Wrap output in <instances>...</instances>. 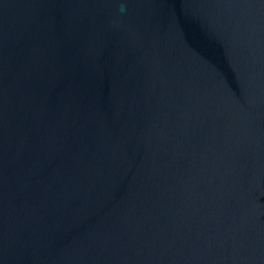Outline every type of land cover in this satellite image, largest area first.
<instances>
[{"label":"water","instance_id":"water-1","mask_svg":"<svg viewBox=\"0 0 264 264\" xmlns=\"http://www.w3.org/2000/svg\"><path fill=\"white\" fill-rule=\"evenodd\" d=\"M0 264H264V0H0Z\"/></svg>","mask_w":264,"mask_h":264},{"label":"clouds","instance_id":"clouds-1","mask_svg":"<svg viewBox=\"0 0 264 264\" xmlns=\"http://www.w3.org/2000/svg\"><path fill=\"white\" fill-rule=\"evenodd\" d=\"M122 10H123V5H122Z\"/></svg>","mask_w":264,"mask_h":264}]
</instances>
